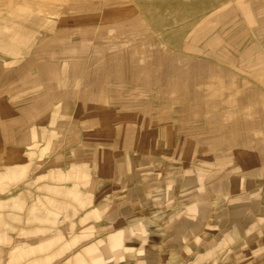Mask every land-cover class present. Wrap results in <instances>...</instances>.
Returning a JSON list of instances; mask_svg holds the SVG:
<instances>
[{"label": "rangeland", "instance_id": "374dc122", "mask_svg": "<svg viewBox=\"0 0 264 264\" xmlns=\"http://www.w3.org/2000/svg\"><path fill=\"white\" fill-rule=\"evenodd\" d=\"M0 264H264V0H0Z\"/></svg>", "mask_w": 264, "mask_h": 264}]
</instances>
